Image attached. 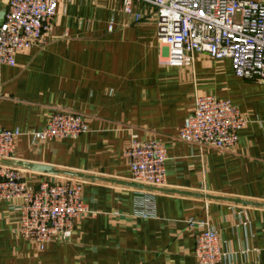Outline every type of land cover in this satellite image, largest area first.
<instances>
[{"label": "crops", "instance_id": "1", "mask_svg": "<svg viewBox=\"0 0 264 264\" xmlns=\"http://www.w3.org/2000/svg\"><path fill=\"white\" fill-rule=\"evenodd\" d=\"M135 7L140 21L121 0H58L43 42L18 52L14 66L0 64V127L22 133L12 163L25 185L75 180L90 211L68 240L39 249L17 232L19 200H0V264H196L200 222L218 234L219 264H264L263 87L236 77L229 59L198 53L190 65H168L153 9ZM199 94L229 100L247 120L231 148L177 138ZM58 107L80 113L85 131L33 139ZM131 137L165 145L160 188L133 182ZM143 192L154 205L147 217L137 206Z\"/></svg>", "mask_w": 264, "mask_h": 264}, {"label": "built area", "instance_id": "2", "mask_svg": "<svg viewBox=\"0 0 264 264\" xmlns=\"http://www.w3.org/2000/svg\"><path fill=\"white\" fill-rule=\"evenodd\" d=\"M1 1V0H0ZM3 1V0H2ZM58 0H4L0 24V64L14 66L18 52L43 42L51 32ZM122 11L134 21L142 19L141 3L153 9L156 37L165 48L171 66L190 65L194 55L229 59L236 77L260 84L264 89V3L258 0H121ZM109 24L108 30H111ZM264 98V91H263ZM247 120L229 100L211 94L194 97L192 110L177 131L181 141L218 150L237 142ZM85 131L83 116L58 107L45 125L28 133L41 142L75 139ZM22 133L0 127V200H19L17 232L44 249L54 240L70 238L78 219L90 213L79 183L72 179L42 180L28 188L12 161ZM133 182L160 188L166 175V147L156 138L131 137L124 150ZM137 202L140 215L153 213V200L143 192ZM194 240L196 264H219L224 252L218 234L200 222Z\"/></svg>", "mask_w": 264, "mask_h": 264}, {"label": "water", "instance_id": "3", "mask_svg": "<svg viewBox=\"0 0 264 264\" xmlns=\"http://www.w3.org/2000/svg\"><path fill=\"white\" fill-rule=\"evenodd\" d=\"M4 13H5V7L3 5H0V24L3 21ZM29 166H30V169L31 170H35V171H47V172L51 173L50 167H48L46 165L31 164Z\"/></svg>", "mask_w": 264, "mask_h": 264}, {"label": "rangeland", "instance_id": "4", "mask_svg": "<svg viewBox=\"0 0 264 264\" xmlns=\"http://www.w3.org/2000/svg\"><path fill=\"white\" fill-rule=\"evenodd\" d=\"M0 2H2V3H3V2H4V0H3V1L1 0Z\"/></svg>", "mask_w": 264, "mask_h": 264}]
</instances>
